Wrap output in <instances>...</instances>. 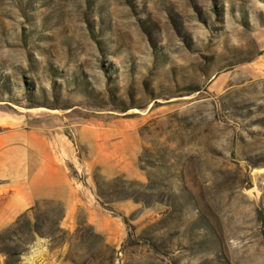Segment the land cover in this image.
Returning <instances> with one entry per match:
<instances>
[{
  "label": "rangeland",
  "instance_id": "374dc122",
  "mask_svg": "<svg viewBox=\"0 0 264 264\" xmlns=\"http://www.w3.org/2000/svg\"><path fill=\"white\" fill-rule=\"evenodd\" d=\"M19 144L62 197L12 186ZM0 264H264V0H0Z\"/></svg>",
  "mask_w": 264,
  "mask_h": 264
},
{
  "label": "crops",
  "instance_id": "0c3cea01",
  "mask_svg": "<svg viewBox=\"0 0 264 264\" xmlns=\"http://www.w3.org/2000/svg\"><path fill=\"white\" fill-rule=\"evenodd\" d=\"M11 161L13 169L11 171V180L13 187H22L28 189L34 188H49L51 191L50 197H62L65 189L70 187L69 174L64 167L67 162L61 151H56L51 148L32 149L25 145H18L12 150ZM126 156L120 157L123 160H116L114 153L112 159L110 154L100 157V163L107 172H124L126 166ZM114 158V159H113ZM34 196L29 194V201ZM93 211L99 212L96 209ZM100 216H92L95 227L103 232H109L106 224L103 222L101 213Z\"/></svg>",
  "mask_w": 264,
  "mask_h": 264
},
{
  "label": "trees",
  "instance_id": "16d2710c",
  "mask_svg": "<svg viewBox=\"0 0 264 264\" xmlns=\"http://www.w3.org/2000/svg\"><path fill=\"white\" fill-rule=\"evenodd\" d=\"M141 185V190L140 191H135L134 193H132L131 195H129L131 198H134L135 200H137V202H144L145 205H150L151 201H150V198L152 197H155V196H158V195H154L153 192H155V189H156V186L154 183L152 182H149L148 184H140ZM190 195L192 196V200L194 201V203L196 204L197 206V209L198 208V199L196 197V195L194 193H190ZM158 198V197H156ZM49 203H53V201L51 200ZM39 207H40V203H37V206L33 207L31 209L30 212H27V213H32V214H35V215H38V211H39ZM27 213H24L22 214L21 216H19V218L10 226V227H19L20 226V222L22 221V219L27 216ZM30 221L31 218H30ZM37 220H35V226H38L37 225ZM61 222H62V219H60V221L58 222V226L61 227ZM92 229L94 230V233L96 235H99L97 232H95V228H93V226H91ZM52 235V233H49ZM100 247L101 248H108L110 247L111 248V244H109L105 239L104 241L100 244ZM115 252H117V249L114 247L112 248Z\"/></svg>",
  "mask_w": 264,
  "mask_h": 264
},
{
  "label": "bare ground",
  "instance_id": "6f19581e",
  "mask_svg": "<svg viewBox=\"0 0 264 264\" xmlns=\"http://www.w3.org/2000/svg\"><path fill=\"white\" fill-rule=\"evenodd\" d=\"M224 81H225V79L223 78L221 81H219V82L217 83V88H218V89H221V88H222V86L224 85Z\"/></svg>",
  "mask_w": 264,
  "mask_h": 264
}]
</instances>
